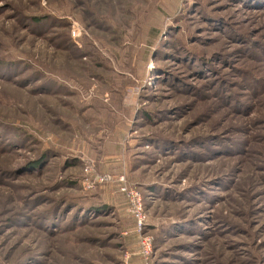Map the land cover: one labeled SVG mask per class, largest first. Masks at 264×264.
I'll use <instances>...</instances> for the list:
<instances>
[{"label": "rangeland", "instance_id": "rangeland-1", "mask_svg": "<svg viewBox=\"0 0 264 264\" xmlns=\"http://www.w3.org/2000/svg\"><path fill=\"white\" fill-rule=\"evenodd\" d=\"M0 264H264V0H0Z\"/></svg>", "mask_w": 264, "mask_h": 264}, {"label": "built area", "instance_id": "built-area-1", "mask_svg": "<svg viewBox=\"0 0 264 264\" xmlns=\"http://www.w3.org/2000/svg\"><path fill=\"white\" fill-rule=\"evenodd\" d=\"M123 192H125L127 195L131 197L132 202V211L138 218V223H142L143 220V209L141 200L139 197V193L136 191H127V189H123Z\"/></svg>", "mask_w": 264, "mask_h": 264}]
</instances>
